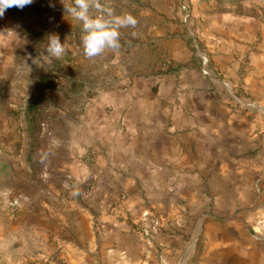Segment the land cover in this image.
<instances>
[{"label": "crops", "instance_id": "obj_1", "mask_svg": "<svg viewBox=\"0 0 264 264\" xmlns=\"http://www.w3.org/2000/svg\"><path fill=\"white\" fill-rule=\"evenodd\" d=\"M165 3L173 20L156 33L179 71L134 79L127 90L116 85L89 103L71 172L81 185L92 173L97 180L86 209L61 213L37 236L36 264L50 256L53 264H176L201 216L209 217L200 256L188 264H264V0ZM48 34L65 42L61 56L75 53L82 24L60 0L5 11L0 88L18 71L25 46L41 55L29 64L50 59ZM203 56L212 62L201 66ZM230 86L242 94L231 106ZM12 246L0 240V264H29L2 256Z\"/></svg>", "mask_w": 264, "mask_h": 264}, {"label": "rangeland", "instance_id": "obj_2", "mask_svg": "<svg viewBox=\"0 0 264 264\" xmlns=\"http://www.w3.org/2000/svg\"><path fill=\"white\" fill-rule=\"evenodd\" d=\"M109 2L117 14L130 13L138 21L134 28L119 29L121 48L117 52L87 58L80 38H75V53L70 51L58 59L49 56L46 63L31 65L29 61L41 55L34 48L26 54L25 46L18 71L0 88V240L13 244L1 251L5 258L9 254L17 259L25 256L31 258L29 264H36L38 260L32 257L39 246L37 236L58 224L61 213L74 216L80 208H87L97 176L92 173L93 186L88 188L72 176L71 166L75 162V131L85 123L89 103L116 85L127 90L134 79L179 71L166 53L165 35L156 33L173 20L166 12L165 0ZM198 60L201 66L212 62L205 56ZM217 78L223 81L222 76ZM225 89L229 106L234 95L237 100L242 97L231 86ZM4 94L5 101L1 98ZM90 151L86 158L92 161L95 149ZM207 217L201 216V229L176 264L198 260L200 233ZM52 257L43 264H53Z\"/></svg>", "mask_w": 264, "mask_h": 264}, {"label": "clouds", "instance_id": "obj_3", "mask_svg": "<svg viewBox=\"0 0 264 264\" xmlns=\"http://www.w3.org/2000/svg\"><path fill=\"white\" fill-rule=\"evenodd\" d=\"M33 2L34 0H0V17L9 8L22 10ZM60 3L65 14L82 24L80 40L87 58H94L107 51L117 52L121 48L119 29L134 28L138 23L130 13L117 14L108 0H60ZM50 6L55 7L54 4ZM44 49L49 56L57 59L66 51L65 44L57 34L47 35ZM72 194L79 195L78 192Z\"/></svg>", "mask_w": 264, "mask_h": 264}, {"label": "built area", "instance_id": "obj_4", "mask_svg": "<svg viewBox=\"0 0 264 264\" xmlns=\"http://www.w3.org/2000/svg\"><path fill=\"white\" fill-rule=\"evenodd\" d=\"M53 1L54 0H48L49 3H51V2L53 3ZM46 18L49 20L50 16H47ZM92 154H93V151H90V155H92ZM88 155H89V152H88ZM93 179H94V175L93 174L87 175L85 183H87V187L88 188L93 186ZM113 209H114L115 212H121V208L119 206H116V208L113 207ZM144 215H146V216L152 215L151 210H149V209L145 210L144 211ZM156 223L159 224L160 220L157 219Z\"/></svg>", "mask_w": 264, "mask_h": 264}]
</instances>
